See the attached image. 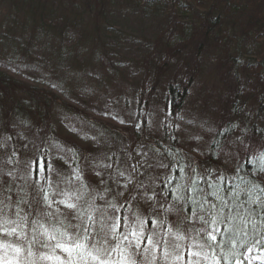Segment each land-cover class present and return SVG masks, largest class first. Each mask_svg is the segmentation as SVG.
<instances>
[{
	"label": "trees",
	"instance_id": "obj_1",
	"mask_svg": "<svg viewBox=\"0 0 264 264\" xmlns=\"http://www.w3.org/2000/svg\"><path fill=\"white\" fill-rule=\"evenodd\" d=\"M117 8L131 9L145 18H156L157 24V31L148 41V47L137 54V59L131 65L138 69L140 77L127 85L124 83L125 76L120 75L125 72V64L118 54L125 52L127 46L120 47L124 41L120 40L123 32L117 27L121 25L115 13ZM0 45L3 49L0 63L17 64L24 66L18 68L19 70L49 75L50 85L53 86L47 88L43 83L35 85L36 83L20 82L10 79L5 72L0 73V104L8 107V103L3 100L2 90L13 82L14 87L19 88L22 93H27L26 96L19 92L21 96H26L24 103L31 106L26 109L23 104H18L17 100L14 102L12 112L16 113V130L6 140H0V183L4 186L8 180H12L13 185H16L12 201L0 205V252L5 253L3 259H14V264H57L54 260L40 258V253L51 254V249L41 247V244L54 243L41 234L42 230L35 223L40 221L45 227L51 224L61 232L66 229L81 236L91 234L96 240L105 238L104 234L109 231V225L118 224L115 232L111 234L113 238L109 239L105 247L111 251L122 241L121 247L132 245L134 252L142 253L149 261L154 255L155 264H187L189 247L200 251L197 247L201 242L200 236L197 235L200 229H219L215 232L217 242L213 246L214 251L204 249L201 264H217L216 257L228 251L233 255L227 260L220 258L219 264H253L255 260L264 261V227L253 230L250 223L245 227L239 217L235 220L228 218L236 212L248 215L245 206H240L241 201L249 199L247 189L253 185L264 187V0H59L56 6L49 4L47 0H0ZM183 48H191V51L179 55ZM178 55L181 59L177 60L178 64L170 71L173 67L172 60ZM206 65H209L217 77L222 90L216 97L209 90H206L208 94L203 93V90L202 93L199 92L197 107L205 109L206 104H211L213 110L212 114L207 113L209 117L206 121L211 140L202 156L203 159L197 161L205 166L204 171L194 168L198 171L193 172L190 169L187 171L188 176H183L186 187L181 190L183 194L179 199L180 209L176 212L189 219L195 216L194 212L199 213L201 205L210 208V204L204 203L205 200L221 207L216 197L209 195L219 188V194L228 207L232 208V213L224 208L222 215L226 219L208 225L198 223L197 219V227L187 225L186 221L173 224L164 219L163 223H159L158 214H165L164 202L172 194L164 190L162 198L153 193L141 217L144 221L143 238L138 239L131 234L138 230L136 220L134 221L132 214L130 220L124 218V213L130 211L134 202H116L115 188L109 184L106 189L110 196L108 203L99 208V213H93V219L89 220L92 211L86 209L85 192H94L95 173L106 165V173H113L115 162L121 159L125 163H133L136 170L139 165L133 152L138 142H131L132 146H129L126 137L117 141L118 146L126 144L130 149L129 156H123V153L121 155L120 152L113 153L111 150L116 144L104 145V142L99 140L98 145V141H93L95 145L92 148L95 149L88 155L81 152L79 159L76 156L78 161L73 158L59 164L58 161L71 152L65 143L70 144L74 150L77 146L75 147L68 137L60 134L61 124L53 121L55 117L52 116L55 113L56 116L62 113L63 117L66 114L69 117L79 114L82 118L77 119L78 124L85 126V114H88L87 111L92 109L95 102L101 100L108 103L107 100H110V103H113L114 96L118 95L120 98L123 91H127L128 96H133L139 117L145 112L143 109L147 103L154 105L158 101L159 98L155 97L161 90L163 95L157 105L160 114L162 111V124L157 137L159 139L155 140L151 151L158 149L160 165L154 167L161 166V173L166 175L165 178L156 180L155 187L161 190L174 183L176 186L178 175L182 177L183 174L180 169L186 166V157L182 151L177 152L175 147L178 139L173 133L177 129V119L185 98L192 92L191 87ZM45 71L46 73H43ZM66 78L69 79L68 85L65 83ZM62 85L75 91L78 96H73L72 99L78 104L70 106V102L64 101L58 90ZM153 107L146 109L147 112H152ZM63 109H67L66 112ZM46 114H49L48 120L51 124H44L43 118ZM29 122L40 123L34 137L17 130L19 128L26 131L24 128ZM91 138L93 140L94 136L91 135ZM160 142H169L171 152H166ZM100 145L107 148L105 152L99 150ZM192 156L199 158L193 154ZM98 159H102V162ZM107 159L108 164L105 162ZM156 161L157 159L151 156L142 162L145 166L150 165L145 171L151 169L155 173L153 176H156L158 171L152 167ZM172 161H176L174 165ZM39 163L45 165L43 171L40 170ZM83 164L86 165L84 178L76 179L78 169L81 173L83 171L79 168ZM220 168L223 172L219 171ZM65 174L67 180L64 179ZM78 186H85L87 190ZM113 186L118 187L117 184ZM59 187L75 190L72 193L82 197L78 208L83 206V209L77 212L66 208L58 200L51 201L49 193L60 196ZM241 189L244 191H240ZM45 194L50 200L48 204L51 205H48L47 209L44 204ZM251 196L253 199L260 196L264 201V195L259 191H253ZM73 197L77 201L76 196ZM98 200L95 198L94 203ZM71 202L74 200L71 199ZM152 206L159 208L158 214L152 210ZM248 206L257 207L255 204ZM154 218H157V223H153ZM260 218L258 213L249 217L250 220ZM208 219L211 217L208 216ZM6 220L13 223L6 225ZM100 223H103L104 232L97 229H100ZM5 227L9 231L15 227L17 231L7 235L4 232ZM177 229L187 238L176 241L173 234ZM153 234H156L155 239L161 240V244L156 248H153L147 239ZM125 236L127 240L124 239ZM164 241L169 245L168 251H172V247L177 243L181 245L176 252H183V261L172 256L167 260L163 259ZM87 243L91 246L93 240L89 239ZM135 244L140 245L139 249L135 248ZM16 247L22 249L19 255L14 250ZM29 248L34 253L31 257L28 256ZM86 251L87 264H99L88 257ZM204 252L207 253V259L203 258ZM55 254L62 258L65 255L59 249ZM104 258L112 264H119L121 255L119 251H115L111 257ZM136 258L138 262L141 261L140 255ZM143 264H147V261Z\"/></svg>",
	"mask_w": 264,
	"mask_h": 264
},
{
	"label": "rangeland",
	"instance_id": "obj_2",
	"mask_svg": "<svg viewBox=\"0 0 264 264\" xmlns=\"http://www.w3.org/2000/svg\"><path fill=\"white\" fill-rule=\"evenodd\" d=\"M47 2L49 4H54L55 6L59 4V0H47ZM115 13L117 14V17L119 19L118 22L121 23V25H118L117 27L120 28L123 32V35L121 36L120 40L123 39L124 44H121L120 47L124 45L127 46V50L125 52L118 54L120 57L123 58V63L125 64L124 65L125 72L120 73V75L123 74L125 76L124 83L127 85L130 82L134 83L140 77L138 75V69L131 65L134 63L133 61L137 59V54L141 51H144L148 47L147 46L148 41L155 35L157 31L156 18L153 20L152 17H150V19L142 17L137 12H134L133 10L131 11V9L121 10L120 8H117L115 9ZM58 16L60 17V15ZM37 31L38 29H36V32ZM183 49L184 50L179 55L188 54V52L191 51V48H186V49L183 48ZM2 51L3 49L1 48L0 45V55ZM96 55L98 56V53ZM179 55L177 57H174L175 60L174 59L172 60L173 67H171L170 71H172L173 68H175L176 65L178 64V61H180L179 59H181V57ZM21 67L24 66L17 64L7 65L4 64L3 62L0 63V71H1L0 73L5 72L6 74L9 75L10 79H15L20 82H26L31 84L36 83L35 85H39V83H43L44 86H46L47 88H53V86L50 85L51 77L49 75H45V74L40 75V72L36 73L34 71L19 70L18 68ZM43 73H46V71ZM68 80H69L68 78L65 79V83L67 85L69 84ZM15 88L16 87H14V83L12 82L11 85L6 87V89L4 88V90H2L3 100L5 101L6 104L8 103V107L7 105L0 104V129H1L0 140L3 139L6 140V138L9 137L10 134L14 133V131L16 130L14 127V117L16 113L12 112V109L15 106L14 102L17 100L18 104H23L26 109H30L29 107H31L30 105L24 103L27 93L26 92L22 93L23 91H21L19 88L16 89ZM58 90L63 96L64 101L66 103L70 102V106H74L75 104H78V102L72 99L73 96L75 97L78 96L77 94L74 93L75 91H73L72 88L67 87L66 85H62V88ZM126 90H128L127 87ZM202 90L203 93H207V94L208 92L206 90L212 91L213 93L212 95H214L215 97L217 96L219 91L222 90V88L218 84L217 77L212 73L209 65L203 67L202 73L200 74L199 78L196 79L193 86L191 87L192 92L190 93V95H187V98H185L184 106L182 108V111L179 113L180 115L178 116L177 119V124H176L177 129L173 133V135L174 134L177 135V139H178L175 147L177 148V152L180 153V151H182L185 154L186 157L185 165L187 166V170H186V166H183L181 168L184 171L183 174L181 173L182 177L178 175L176 186L174 183L167 187H163L161 190L155 187L156 180L158 181L160 177L165 178L166 173L165 174L164 172L161 173L163 171L161 166L155 168L160 165V163L158 162L160 160L158 155V149H154L155 150L154 152L151 151V147H153V145L155 144V140L159 139L157 137L160 132L161 124H162V117H161L162 111L160 114V109L159 106L157 105L160 97H162L163 95L161 90L159 91V95L155 97V98H159L158 101H156L154 105H152V103L151 104L147 103L146 104L147 106H145L143 109L145 110V112L141 114V116L139 117L135 110L136 106L134 103L133 96L132 95L128 96L127 91L125 92L123 91L120 98L118 95L114 96L115 99L113 103H110L111 102L110 100H107L108 103H105L101 100L100 102H95L93 104L92 109L90 111L89 110L87 111L88 114H85L87 115L85 126L84 124H78L77 119L82 118V115L79 114H77L76 117L73 116L72 113H69L70 115L72 114L71 117H69L67 114L64 115L63 117L62 113L59 116H56L57 113H55L54 116H52L55 117L53 121L56 120L61 124L60 134L66 138L68 137L69 140H72V142H74V146L75 147L77 146V149L74 150L69 146L70 144L67 145L65 143V145L71 149V152L69 153L68 148H66L69 154L62 157L61 161H58L59 164L66 163L67 160H71L73 158L76 159V156L79 159L81 157V152H83L85 155H88L92 149H95L92 148L95 145L93 144V141H98V145L102 141L104 142V145L111 146L116 144V146L111 150L113 151V153L120 152L121 155L123 153V156L128 155L130 149L126 144H124L123 146H118L117 141H122L121 138L125 139L126 137L128 143L130 144L129 146H132L131 142H133V144L135 142H138L133 152V156H135V161L139 165L137 166L136 170L133 168L134 167L133 163L132 164L130 162L127 163V161L125 163L124 161H121L122 160L121 159L118 160V162L113 161L115 162V165L112 169V172L114 170L113 173H106V169L108 168V165H106L107 167L105 166L104 168H102L99 172L95 173L93 177L95 181L94 184L96 185L95 189H93L94 192L93 193L85 192L86 209L87 210L91 209L92 211L90 215H92L93 213L95 214L99 213V208H101L102 205L108 203V199L110 198V196L106 193L107 192L106 189L108 188L109 184H112V188L113 189L115 188L114 190L116 193L115 195L116 202L130 200L136 203V204L134 203L132 204L130 211L124 213V218L127 220H130L132 214L134 221L136 220L135 224H137V217L143 220V218L141 217L145 212V207L148 205L152 194L153 193L159 194V197L164 198L162 196L164 190H167L168 193L172 194L169 195L167 201L164 202L165 206L163 208L165 214H158L159 208L155 206L151 207L152 210L154 209V211H157L156 213L160 216L159 221H163L164 219H167L169 223L172 222L173 224L179 221H183V222L186 221L187 225L189 226L192 225V227L194 226L197 227L198 223H202L200 220L197 223V219H198L197 216H191L188 220H186L184 219L185 217L180 216V214L176 212L177 210L180 209L178 207L180 200L177 199V197L182 198L183 193L181 192V190L185 189L186 187V183H185L186 181L185 179L183 180V176L187 175L188 170L194 168H198V170L201 172L204 171L205 166L200 165V163H197V161L199 162L200 159L201 160L203 159L202 156L204 152L206 153L207 146L211 140V133H209L208 125L206 124V121L208 120L209 117L207 113L212 114L213 112V110L211 109V104H206L205 109L197 107V105L199 106L198 95L199 92L202 93ZM19 92L21 94H25L26 96L25 97L23 95L21 96ZM29 95L31 97H34L31 93H29ZM28 100L30 101L29 98ZM150 107H153V109L152 112L150 110L149 113L147 112V110ZM49 109L52 110L51 107ZM66 110L63 109V111L65 112ZM48 116L49 114H46L45 117L43 118L44 124L46 125L51 124V122L48 120ZM143 118L144 120H142ZM135 119L138 120L136 121ZM90 120H93V122H91ZM38 124L40 123L34 122L33 124L29 122L27 126L24 128L26 131L22 129L20 130L19 128H17V130L24 132V134L26 135L27 133L32 134V136L34 137L36 136V129L38 127ZM113 125H115L116 127ZM112 133H114L113 136ZM91 135L94 136L93 140L91 138ZM160 144H162V148L165 149L166 152L167 151L171 152L168 147L170 146L169 142H167V144H164V142H160ZM104 145H100L101 147L99 148V150L102 152H105L107 149ZM113 153L111 155H113ZM154 153L156 154L154 155ZM147 154L150 155L149 157L153 156L155 159H157L155 165H152V167L155 166L153 168L154 170L155 169L158 170L156 176H153L155 173L151 169L150 171L147 172L145 171V168H150V165L145 166V164L142 163L143 159H147V160L149 159ZM192 154L198 156L199 158H193ZM120 158L122 157H119V159ZM98 161L102 162V159H98ZM81 162L82 160L80 161V163ZM105 162L108 164L109 163L108 159L105 160ZM175 162L176 161H172V165H174ZM79 168H82L83 171L81 173L79 172L78 169L77 175L79 176V178L80 177L84 178L83 173L84 170L86 169V165L83 164L82 167L79 166ZM195 170L198 171L197 169ZM219 171L223 172L221 171V168ZM145 172L147 174H145ZM121 173H123V175H121ZM23 177L25 176L23 175ZM64 179L65 180L68 179L66 174L64 175ZM86 179L87 180L89 179L88 176H86ZM166 183L167 182H165V184ZM114 184H117L118 187H114L113 186ZM15 186L13 185L12 180H8V182L5 183L4 186L0 183V192L2 190L0 196V205H3L9 200L12 201V197L14 196ZM174 186L175 188H173ZM78 187L80 189L83 188L82 190L85 191L87 190V187L85 186H78ZM60 189L61 188L59 187L58 190ZM193 190L195 189L193 188ZM73 191L75 190H68L66 188H63L60 190V196H56V193L55 196L49 193V198L51 201L58 200L60 202L62 200H65L64 199L66 198L65 193L71 194ZM95 198L99 199L97 203H94ZM71 199L74 200V203H77L79 205V200L75 201L73 196L71 197ZM50 200H48L47 202L45 201L44 203L46 204V209L47 206L49 205L48 203L50 202ZM163 208H161V210ZM170 208L173 209V211H168V209ZM82 209L83 206L79 208V210ZM156 219L157 218H154V221H156ZM100 224H101L100 229L98 227L97 229L104 232L103 223ZM4 256L5 253L0 252V260H3L2 257ZM10 262L11 264H14V259L12 261L10 260ZM249 264H251V262ZM253 264H264V261H261V259L255 260L253 261Z\"/></svg>",
	"mask_w": 264,
	"mask_h": 264
},
{
	"label": "snow or ice",
	"instance_id": "obj_3",
	"mask_svg": "<svg viewBox=\"0 0 264 264\" xmlns=\"http://www.w3.org/2000/svg\"><path fill=\"white\" fill-rule=\"evenodd\" d=\"M264 159V158H262ZM40 170L43 171L45 165L43 163H39ZM162 167H167L166 165H162ZM181 172H183V169H180ZM194 172L195 169H192ZM123 175V173H121ZM76 179H79V176L76 177ZM209 187H212L209 185ZM240 191H244V189H241ZM253 191H259L262 195H264V187H260L258 185H253L251 188L247 189V193L249 196V199L247 201H241L240 206H245V211L248 213V215H244L240 212H236L234 215H230V219H239L241 222L245 225V227L248 226V224H251V227L253 230H257L258 227H264V201L261 200L260 196H257L255 199L252 198L251 193ZM220 189L217 188L215 192L209 193V195H214L216 197V200L220 202L221 207H217L215 204H211L210 201L205 200V204H210V208H205L203 205L200 206L199 213H193V215L197 216V218L205 225L208 224H215L223 219H226L222 213L223 209L227 208L228 212L232 213V208H229L227 205V202L224 200V198L219 194ZM75 195L76 200H80L82 197L80 195H76L75 193H65V200L60 201L61 204H63L66 208L73 210V211H79L78 204L71 202V197ZM239 197V192L237 193V198ZM45 201H48V196L45 194L44 196ZM177 199H180V197H177ZM193 203H196V201H193ZM255 204L256 208H251L248 205ZM51 206V205H49ZM168 211H173V209H168ZM182 211V210H181ZM260 215L259 220H250L249 217L255 214ZM46 215L51 216V213H46ZM208 216L211 217V219H208ZM89 220H92L93 217L89 215ZM184 219H188L185 217ZM13 223L12 221H5V224ZM35 223L38 225L39 229L42 230V233L44 236H46L48 241L54 242V243H42L41 247L44 248H50L51 254L47 253H40V258L44 260H54L57 262V264H80L82 261L83 264H87V260L85 259V250L86 255L88 257H91L92 260L98 261L99 264H112V262L108 259H105L104 257H111L112 252L119 251V254L121 255V260L119 264H143L144 261H147V264H155L156 257L153 255L151 257V260L149 261L147 257L143 256L142 253L134 252L133 246L129 245L127 247H121L122 241L117 244L115 248H112L111 251H109L108 247H105V245H108L109 239L113 238L111 234L115 232V229L119 226L117 225H109V231L104 234L105 238L102 240H96L94 237H91V234L81 236L79 233H73L68 232L66 229L64 231H59V229L56 228L55 225L49 224L48 227H45L44 224H41L40 221H35ZM58 223H60L58 221ZM153 223H157L153 221ZM159 223H163V221H159ZM143 227H144V221L137 217V231H133L131 234L134 236H137V238H143ZM17 229L13 227L10 231L5 227L4 232L7 235H12L15 233ZM85 233H87V228L84 229ZM170 234H172V230H168ZM219 231V229H215L213 231H206L204 228L200 229V231L197 233V235L200 236L201 242L197 244V247L200 249V251H194L191 247L187 250L188 260L187 264H201V256L202 251L204 249L213 250V246L216 245L217 242V236L215 235V232ZM59 233V235H57ZM21 235L23 233L21 232ZM156 234L150 235L147 239L151 246L153 248L158 247L161 244L160 239H155ZM176 241H181L186 239L185 235H183L179 229L173 234ZM89 239L93 240V243L91 246L88 245L87 241ZM125 240H127V236L124 237ZM31 243V242H30ZM11 247V245H9ZM140 245L135 244V248L139 249ZM164 247L165 251L163 253V259L167 260L170 256H172L176 260L183 261L184 254L183 252L177 253L176 250L180 249L181 245L179 243L175 244L172 247V251H168V243L167 241H164ZM59 249L61 253L65 254L63 258L60 255H56V250ZM15 252L17 255L22 251L20 247H16ZM147 251V249H145ZM251 251V249H249ZM34 253L32 252L31 248L28 250V256H33ZM137 255L141 256V261H137ZM233 255L231 251L221 253L216 257L217 264H219V259L223 258L224 260H227L230 258V256ZM203 258L207 259V253H203ZM255 258V257H253ZM0 264H11V262L7 259L0 260Z\"/></svg>",
	"mask_w": 264,
	"mask_h": 264
}]
</instances>
